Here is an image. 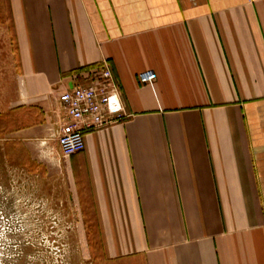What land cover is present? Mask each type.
I'll list each match as a JSON object with an SVG mask.
<instances>
[{"label":"crops","instance_id":"0c3cea01","mask_svg":"<svg viewBox=\"0 0 264 264\" xmlns=\"http://www.w3.org/2000/svg\"><path fill=\"white\" fill-rule=\"evenodd\" d=\"M8 1L18 90L0 128L59 174L106 255L264 264V0ZM104 64L124 117L63 156L58 96Z\"/></svg>","mask_w":264,"mask_h":264},{"label":"rangeland","instance_id":"374dc122","mask_svg":"<svg viewBox=\"0 0 264 264\" xmlns=\"http://www.w3.org/2000/svg\"><path fill=\"white\" fill-rule=\"evenodd\" d=\"M18 66V49L9 1L0 0L1 127L4 117L10 115V100L18 90ZM12 126L13 124L9 125L10 128ZM5 138H8V135L0 128V177L2 174H8L9 179L5 183L0 178V191L2 190L0 197L7 191L5 185L11 184L16 190L17 176H25V172L21 173L20 167L16 164L3 168L2 161L5 159L3 154L13 153L10 150L12 140ZM50 176L48 175L52 187V228L46 224L48 219L35 220L32 216L34 210L28 203L27 195L20 200L16 197L17 201H14L13 206L12 204L5 208L1 206L4 212L11 210V213L5 214V222L0 225V231H3V235L0 236V264H142L140 261L131 263L126 259L107 256L105 253L107 242L101 239L99 227L81 223L80 212L73 207L69 198L66 205V193L64 189L63 192L61 190L59 174L51 172Z\"/></svg>","mask_w":264,"mask_h":264},{"label":"built area","instance_id":"2783aa9c","mask_svg":"<svg viewBox=\"0 0 264 264\" xmlns=\"http://www.w3.org/2000/svg\"><path fill=\"white\" fill-rule=\"evenodd\" d=\"M156 77L154 71L139 75L142 83L149 84H153ZM58 101L65 114L57 132V142L63 156H70L85 148L86 132L124 117L119 88L108 64L102 66L101 74L91 84L61 92Z\"/></svg>","mask_w":264,"mask_h":264},{"label":"flooded vegetation","instance_id":"af4514ba","mask_svg":"<svg viewBox=\"0 0 264 264\" xmlns=\"http://www.w3.org/2000/svg\"><path fill=\"white\" fill-rule=\"evenodd\" d=\"M3 156L5 157V159L2 161L3 168H6L9 165L15 166L14 164H16L18 167H20L19 170L21 173L25 172V176H17L16 183H18V186H16V190H14L15 187L11 184H7L8 186L5 185L7 190H5V193H7V195H5L4 193L3 196L0 197V225L1 223L5 222V214L8 215L9 213H11V210L4 212L3 208L9 206L10 204H12L13 206L14 201H17L16 197L18 198V200H20V198L24 197V195H27L29 201L28 203L34 210V215L32 216L35 218V220L46 221V219H48V222H46V224L48 223L49 228H52V187L51 179H48V175L50 176V172L48 171L47 166L44 163H38L30 153L25 154L23 156V159H20L19 157H17L18 155L14 153H5L3 154ZM37 165L42 167V170L39 174L42 183L38 188L35 185ZM1 176L2 177L0 178H2L5 183L8 182V174H2ZM0 192H2V190ZM1 206H3L2 209Z\"/></svg>","mask_w":264,"mask_h":264},{"label":"clouds","instance_id":"9594fccd","mask_svg":"<svg viewBox=\"0 0 264 264\" xmlns=\"http://www.w3.org/2000/svg\"><path fill=\"white\" fill-rule=\"evenodd\" d=\"M3 235V231H0V236H2Z\"/></svg>","mask_w":264,"mask_h":264}]
</instances>
